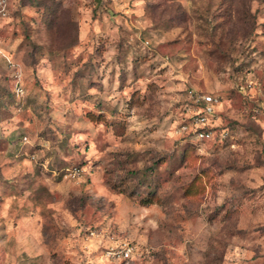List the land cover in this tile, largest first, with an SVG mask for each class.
<instances>
[{"label": "rangeland", "instance_id": "obj_1", "mask_svg": "<svg viewBox=\"0 0 264 264\" xmlns=\"http://www.w3.org/2000/svg\"><path fill=\"white\" fill-rule=\"evenodd\" d=\"M0 264H264V0L0 5Z\"/></svg>", "mask_w": 264, "mask_h": 264}, {"label": "built area", "instance_id": "obj_2", "mask_svg": "<svg viewBox=\"0 0 264 264\" xmlns=\"http://www.w3.org/2000/svg\"><path fill=\"white\" fill-rule=\"evenodd\" d=\"M7 0H0L1 6H6ZM21 91V90H20ZM190 104L185 108L186 119L180 126V131L186 136L194 138L198 142H208L215 139V128L211 126L213 118L216 115L217 107L220 105V99L214 94H206L196 90L188 91ZM221 138L226 133H220ZM79 170L75 169L74 174ZM134 253V248L127 246L120 252V257L129 260ZM111 254V253H109Z\"/></svg>", "mask_w": 264, "mask_h": 264}]
</instances>
